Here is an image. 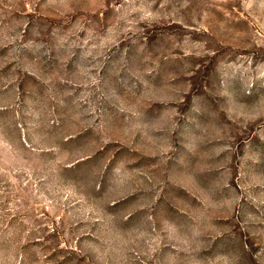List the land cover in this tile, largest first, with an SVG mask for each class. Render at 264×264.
Masks as SVG:
<instances>
[{
  "label": "rangeland",
  "instance_id": "obj_1",
  "mask_svg": "<svg viewBox=\"0 0 264 264\" xmlns=\"http://www.w3.org/2000/svg\"><path fill=\"white\" fill-rule=\"evenodd\" d=\"M0 264H264V0H0Z\"/></svg>",
  "mask_w": 264,
  "mask_h": 264
}]
</instances>
